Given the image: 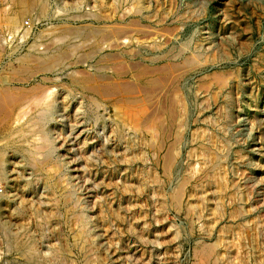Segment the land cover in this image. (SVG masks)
<instances>
[{"label":"rangeland","instance_id":"1","mask_svg":"<svg viewBox=\"0 0 264 264\" xmlns=\"http://www.w3.org/2000/svg\"><path fill=\"white\" fill-rule=\"evenodd\" d=\"M43 1L0 27V133L55 104L47 172L0 134V264H264V0Z\"/></svg>","mask_w":264,"mask_h":264},{"label":"bare ground","instance_id":"2","mask_svg":"<svg viewBox=\"0 0 264 264\" xmlns=\"http://www.w3.org/2000/svg\"><path fill=\"white\" fill-rule=\"evenodd\" d=\"M12 1V0H11ZM115 1V0H114ZM129 1V0H128ZM143 1V0H142ZM13 2V8L10 10L9 13H5L4 14H0V27H6L7 30L8 29H13L14 31L18 30L20 28V20L22 19V16H24L26 13H28L29 11H36V9L40 8L42 9L40 12L44 11V1L43 0H25V1H20V0H15L12 1ZM134 2V1H133ZM140 2V1H139ZM141 6L144 5V3H140ZM10 6V3H9ZM10 6V7H11ZM145 6V5H144ZM110 8V6H109ZM143 8V7H142ZM4 9V8H3ZM9 9V8H8ZM7 10V9H5ZM143 10V9H142ZM32 11V13H34ZM47 11V10H46ZM8 12V11H7ZM39 12V14H41ZM45 12V11H44ZM2 13V12H1ZM46 15V14H45ZM42 16V15H41ZM97 16V15H96ZM120 16V15H119ZM107 22V21H106ZM5 28V29H6ZM2 41V39L0 40ZM1 43V42H0ZM4 45V44H3ZM1 49V48H0ZM39 58V57H38ZM26 59V58H25ZM41 60V59H40ZM10 93V92H9ZM5 95V94H4ZM51 97V96H50ZM46 98L43 100H39L38 99V103L36 104V106H38V112L36 114H32L31 117L29 118H25L24 117L20 118L21 115H19L20 117L17 118L16 120H13L12 123H8L3 127V131H1L0 134H2V137L5 138L7 140V146H11V147H15L18 150L22 149L24 151H27L30 155V161L29 163L34 167V169L39 172H45V170H50L49 166L51 165L50 163H48V160H41V154L45 155V157L47 158L49 155V149H50V136H49V131L46 128V121H48V119L51 117L52 115V109L55 106L54 102ZM3 98V97H2ZM52 98V97H51ZM88 98V97H87ZM56 100V99H55ZM99 103V102H98ZM6 104V102H5ZM96 105V103H95ZM182 107V111L185 112L184 105L181 104ZM8 109V108H7ZM96 109V108H95ZM81 111V110H80ZM29 112V111H28ZM27 114V113H26ZM31 114V113H29ZM28 114V115H29ZM6 116V115H5ZM30 116V115H29ZM12 120V119H11ZM50 123V122H49ZM134 130H136L137 132L140 130L138 127H134ZM2 130V129H1ZM153 130V129H152ZM154 132V131H153ZM158 132V131H157ZM135 133V132H134ZM136 134V133H135ZM200 136V135H199ZM154 139V138H153ZM6 142V141H5ZM209 144V143H208ZM214 146V145H213ZM208 148V147H207ZM43 157V156H42ZM4 160V155L2 153H0V177L3 176V172H2V166L1 163ZM214 161V160H213ZM59 163V162H58ZM56 168V167H55ZM53 168V170L55 169ZM46 170V172H47ZM52 170V171H53ZM57 170V169H56ZM54 172V171H53ZM49 173V172H48ZM56 173V171H55ZM41 175V174H40ZM56 175V174H53ZM213 175V174H212ZM214 176V175H213ZM213 178V177H212ZM49 179L53 180L54 185L57 186L58 182L54 179V177L52 175H49ZM219 179V178H218ZM50 180V181H51ZM59 181V180H58ZM60 182V181H59ZM220 186V185H219ZM218 186V188H219ZM221 187V186H220ZM220 190V189H219ZM68 194V193H67ZM227 194V193H226ZM231 194V193H230ZM7 193H5L4 195H0V206L2 205L3 201H5L7 199ZM234 195H232L233 197ZM66 197V196H65ZM67 198V197H66ZM231 199V198H230ZM68 200V198H67ZM66 200V201H67ZM223 200V199H222ZM69 201V200H68ZM220 202V201H219ZM229 202V201H228ZM233 203V202H232ZM238 203V202H237ZM58 204V203H57ZM68 204V203H67ZM72 207V206H71ZM74 208V207H73ZM72 208V209H73ZM76 208V207H75ZM235 208V207H234ZM70 209V206H69ZM68 210V208H67ZM193 213V212H192ZM236 214V213H235ZM67 215V214H66ZM215 215L218 217L220 215L219 209L217 208V211L215 210ZM75 216V215H74ZM73 216V217H74ZM77 216V215H76ZM238 216V215H237ZM240 216V215H239ZM66 217V216H65ZM230 217V216H229ZM38 218V217H37ZM236 218V217H235ZM233 219V218H232ZM49 220V219H48ZM79 220V219H78ZM76 223V222H75ZM80 224V223H79ZM81 225V224H80ZM77 225H75L76 227ZM200 227V226H199ZM202 227V226H201ZM80 230V228H79ZM71 231V230H70ZM222 233V232H221ZM78 239L80 242H82V249L84 250H88L89 251V246L88 243L86 242V237H85V231L82 230L80 233H78ZM227 234V233H226ZM228 235V234H227ZM17 236V235H16ZM77 238V237H76ZM222 239V238H220ZM16 240V239H15ZM76 240V239H75ZM18 241V240H17ZM26 241V240H25ZM220 241V240H219ZM77 242V241H76ZM234 242V241H233ZM220 243V242H219ZM218 243V244H219ZM72 244V243H71ZM222 245V244H221ZM219 245V246H221ZM239 245V244H238ZM35 247V246H34ZM218 247V246H217ZM216 247V248H217ZM202 248V247H201ZM237 249V248H236ZM257 249V248H256ZM83 250V251H84ZM202 256H204L206 259L211 258V256L214 253V249L213 247L209 246L208 248H202ZM26 253V252H25ZM64 254V250L60 249L58 250V252L56 253L57 257H61ZM245 256V255H244ZM84 258V257H83ZM215 258V257H214ZM213 258V260H214ZM260 258V257H259ZM200 259V258H199ZM205 259V260H206ZM86 260H89L86 259ZM203 259V261H205ZM216 260V259H215ZM246 260V259H245ZM62 261V260H61ZM90 261V260H89ZM32 262V261H31ZM64 262V260H63ZM87 262V261H86ZM213 262V261H212ZM204 263V262H203ZM214 263V262H213ZM92 264V261H91Z\"/></svg>","mask_w":264,"mask_h":264}]
</instances>
